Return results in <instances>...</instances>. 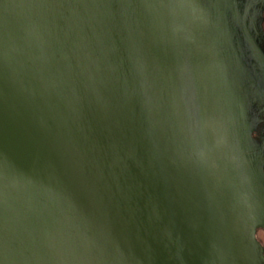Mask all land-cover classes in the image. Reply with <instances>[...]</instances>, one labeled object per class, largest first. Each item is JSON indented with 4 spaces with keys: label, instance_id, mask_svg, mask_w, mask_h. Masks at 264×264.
<instances>
[{
    "label": "water",
    "instance_id": "1",
    "mask_svg": "<svg viewBox=\"0 0 264 264\" xmlns=\"http://www.w3.org/2000/svg\"><path fill=\"white\" fill-rule=\"evenodd\" d=\"M222 23L0 0V264H251L264 171Z\"/></svg>",
    "mask_w": 264,
    "mask_h": 264
},
{
    "label": "flooded vegetation",
    "instance_id": "2",
    "mask_svg": "<svg viewBox=\"0 0 264 264\" xmlns=\"http://www.w3.org/2000/svg\"><path fill=\"white\" fill-rule=\"evenodd\" d=\"M221 7L225 31L223 52L240 61V80L252 124L256 156L264 171V0H210ZM250 37L253 38L250 40ZM253 238L255 258L251 264H264V227H257Z\"/></svg>",
    "mask_w": 264,
    "mask_h": 264
}]
</instances>
